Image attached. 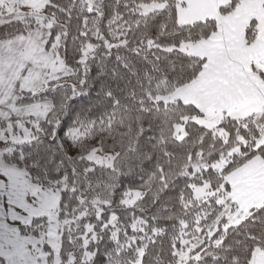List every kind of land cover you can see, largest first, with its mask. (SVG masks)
I'll use <instances>...</instances> for the list:
<instances>
[{"label":"snow or ice","instance_id":"6c2138e0","mask_svg":"<svg viewBox=\"0 0 264 264\" xmlns=\"http://www.w3.org/2000/svg\"><path fill=\"white\" fill-rule=\"evenodd\" d=\"M121 3L125 15L116 11L105 31V0H0V24L23 22L21 31L0 36V264H161L152 251L153 236L162 235L159 217H146L142 205L163 201L175 178L190 168L203 186L186 185L177 202L197 212L212 208L209 218L215 219L207 240L196 237L195 256L172 251L177 245L170 243L169 264H220L221 256L224 264H264V0H117V9ZM70 36L73 55L85 68L102 48L112 55V49L132 45L134 53L155 56L157 71L163 59L175 73V79L155 81L145 73L149 83L141 89L140 116L129 112L117 121V105L107 121H99L101 134L123 129L126 120L141 125L135 136L131 128L124 133L127 145L121 142L114 155L84 147L97 121H80L57 135L67 102L75 105L87 87L62 58ZM161 109L167 128L161 126L160 145L196 137L186 161L170 171L160 164L140 190H114L118 162L133 172L156 159L140 147L142 116ZM45 139L55 148L40 153L37 146ZM161 153V159L172 157L162 148ZM77 156L102 165L106 174L92 182V168L81 171ZM205 170L206 176L197 175ZM113 206L136 208L141 215L121 218L111 211L105 217ZM179 224L181 231L188 227L183 217ZM104 239L115 246L101 249Z\"/></svg>","mask_w":264,"mask_h":264},{"label":"trees","instance_id":"16d2710c","mask_svg":"<svg viewBox=\"0 0 264 264\" xmlns=\"http://www.w3.org/2000/svg\"><path fill=\"white\" fill-rule=\"evenodd\" d=\"M144 2L151 3L152 0H144ZM117 0H105L106 6V16L101 22V27L106 31L108 19L111 15H115L116 11H119L122 15H125V9L123 4L116 8ZM50 15V13H48ZM63 21H61L62 23ZM23 29V22L14 23H3L0 24V36L7 35L8 33H16ZM155 28H153V32ZM55 33H53V36ZM73 36L76 35L73 30ZM95 43V41H93ZM78 43V41L76 42ZM132 45L125 49H112V55H106L103 48L100 51L99 57H91L87 64V68L83 65H79V56L73 55L74 41L72 37H68L63 42V47L61 49L62 58H67L68 67L71 68L73 73L78 74L81 78L87 80V87L83 88V91L74 99L76 100L75 105L70 99L67 102V111L61 120L60 126L57 128L58 137L63 136L64 131L68 127L80 122L97 121V132L87 137V142L84 144L85 148L96 147L101 149L100 154H115V152L121 151L120 144L123 142L127 145L128 137L124 133L129 132L131 128L130 135L135 136L139 131L141 125L136 120H126V126L123 129H119L118 126H114L112 132L104 131L102 134L100 132V120L107 121L108 114L113 112L114 109L119 105L117 111L116 120L119 121L122 117L127 116L129 112L133 116H140L139 109L142 107L139 101L143 99L141 95V89L148 86L149 81L145 77V73L153 76L155 79H175L174 71L168 67L167 61L161 59L157 62L159 66V71L153 67L152 61L155 60L153 54L145 56L144 53H134L131 50ZM116 55L122 57V61H117ZM127 64V67L125 66ZM176 71H179V66H177ZM69 86H72L73 81L69 80L67 82ZM152 87L155 88V83H152ZM55 94V93H53ZM62 94V93H61ZM127 110V111H125ZM166 117L163 114V110L157 113L155 110L151 113H144L142 116V126L145 130L142 136V142L140 147L145 150H152L156 156V159L145 165H141L136 168L133 172L127 171V164H120L118 162L117 166L120 168V172L116 175L114 182V190H119V192H124L128 190L136 191L140 190L142 185L148 182L151 175L154 174L159 169L160 164H163L165 171H170L175 169L177 165L183 166V162L186 161L187 156L190 154V149L193 141L196 139L193 134L192 139L186 140L185 142L169 140L166 144L160 145V129L163 125L165 129L167 125L164 124ZM175 122V120H173ZM183 126V125H182ZM107 127V125H105ZM199 127V126H196ZM189 132L194 133V129L189 127ZM57 143H61L58 139ZM40 153H44L48 149L55 148L49 140L45 139L42 145L37 146ZM161 148L163 151L171 152L172 157L169 159L167 156H163L161 159ZM107 150L106 152L104 150ZM115 149V152L113 151ZM195 151H201L197 148ZM83 155H87L81 149ZM74 155V153H73ZM78 161L77 167L82 171L85 166L92 168L93 176L92 182H95L96 177L106 174V171L102 166H96L88 161H79V157H75ZM199 158H194L190 163L195 164ZM159 162V163H158ZM70 170V169H69ZM205 173L197 175L206 176ZM111 174L110 170L109 173ZM89 184L88 180L84 181V187L87 188ZM195 184L196 186L203 185V179L197 182L196 177L193 175V169L188 170L187 176H178L173 181L174 187L170 190L171 194L166 196L163 201L159 202L157 205L148 207L147 203L142 206L147 208L144 215L148 218H152L154 214L159 217V227L162 229V235L160 238L153 236V243L156 245L152 249L154 253L157 254V259L160 260L161 264H169L168 256L169 253L167 249L169 244H175L177 247H173L172 251L179 252L193 247L197 243L196 237L202 240H207L206 232L208 231L209 225L213 223L215 217L209 218V213L213 210L209 208L207 212L203 208L196 211L192 206L189 208H183L182 204L177 202V197L179 195V190L184 189L186 185ZM230 190V187L227 189ZM191 193V198L194 199L193 192L191 189L188 190ZM146 200H150L146 198ZM218 208V206H213ZM111 211H115L117 215L121 218L130 217L133 214L138 217L141 215L136 208L130 209H119L113 206V208L104 213L107 217ZM223 211V209H219ZM173 216L175 220H168L166 217ZM183 217L184 223L188 227L181 231V226L179 224L180 218ZM200 219V224H196V220ZM199 227L200 231H197ZM222 229V225L219 226ZM215 232V229H213ZM166 232V235L163 233ZM131 233V229H129ZM187 241V246L181 241ZM211 243V241H209ZM100 248L103 249L106 245L112 244L114 247V242L104 239L99 242ZM208 244H205V248ZM225 247H228L227 245ZM165 251L164 256H159L160 250ZM93 251L96 250L95 247L92 248ZM203 256V253H200ZM190 255H196V249L190 252ZM208 259L207 257H204ZM101 259H104L101 257ZM179 260V257H176ZM187 264H198L194 259L187 261ZM211 264V261H209ZM220 264H224L223 256L220 257Z\"/></svg>","mask_w":264,"mask_h":264},{"label":"rangeland","instance_id":"374dc122","mask_svg":"<svg viewBox=\"0 0 264 264\" xmlns=\"http://www.w3.org/2000/svg\"><path fill=\"white\" fill-rule=\"evenodd\" d=\"M91 57H89V59H90ZM61 83H64V81L62 80L61 81ZM27 119V118H26ZM182 126V125H181ZM183 127V126H182ZM98 155L99 156H103L104 154H100V153H98ZM106 155H114V154H106ZM92 164H94V165H96V166H102V165H99V164H95V163H93V162H91ZM103 167V166H102ZM194 171V170H193ZM203 186V185H202ZM202 186H196V187H202ZM230 187V186H229ZM193 196H194V198H195V193L193 192ZM88 220L90 221V222H92V223H96V220H95V218L94 217H89L88 218ZM193 250V247H190L189 249H187L186 250V254L189 256V257H193V256H195V255H190V252Z\"/></svg>","mask_w":264,"mask_h":264}]
</instances>
